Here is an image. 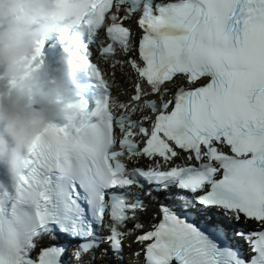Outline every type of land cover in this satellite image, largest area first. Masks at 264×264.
<instances>
[{
    "label": "snow or ice",
    "instance_id": "1",
    "mask_svg": "<svg viewBox=\"0 0 264 264\" xmlns=\"http://www.w3.org/2000/svg\"><path fill=\"white\" fill-rule=\"evenodd\" d=\"M54 2L80 111L0 166V264H264V0Z\"/></svg>",
    "mask_w": 264,
    "mask_h": 264
},
{
    "label": "clouds",
    "instance_id": "2",
    "mask_svg": "<svg viewBox=\"0 0 264 264\" xmlns=\"http://www.w3.org/2000/svg\"><path fill=\"white\" fill-rule=\"evenodd\" d=\"M54 0H0V74L14 80L0 91V166L16 180L29 167V152L48 123L74 118L84 63L60 50L54 61L33 67L37 42L56 30ZM72 101L71 107L69 102Z\"/></svg>",
    "mask_w": 264,
    "mask_h": 264
}]
</instances>
